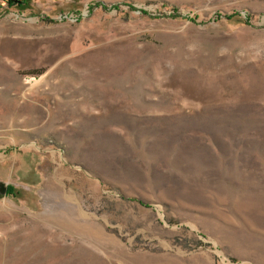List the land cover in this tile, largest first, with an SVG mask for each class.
Wrapping results in <instances>:
<instances>
[{
	"label": "rangeland",
	"instance_id": "rangeland-1",
	"mask_svg": "<svg viewBox=\"0 0 264 264\" xmlns=\"http://www.w3.org/2000/svg\"><path fill=\"white\" fill-rule=\"evenodd\" d=\"M0 184V264H264V0H0Z\"/></svg>",
	"mask_w": 264,
	"mask_h": 264
},
{
	"label": "trees",
	"instance_id": "trees-1",
	"mask_svg": "<svg viewBox=\"0 0 264 264\" xmlns=\"http://www.w3.org/2000/svg\"><path fill=\"white\" fill-rule=\"evenodd\" d=\"M240 16V14L239 13H233V14H230V15H228V16H226V18L228 19V20H232V19H234V18H236V17H239ZM15 190V188L13 187V186H10V185H8L7 186V193L8 194H14V191Z\"/></svg>",
	"mask_w": 264,
	"mask_h": 264
},
{
	"label": "water",
	"instance_id": "water-1",
	"mask_svg": "<svg viewBox=\"0 0 264 264\" xmlns=\"http://www.w3.org/2000/svg\"><path fill=\"white\" fill-rule=\"evenodd\" d=\"M0 193H1V194H5V193H7V187H3V185L0 184Z\"/></svg>",
	"mask_w": 264,
	"mask_h": 264
}]
</instances>
